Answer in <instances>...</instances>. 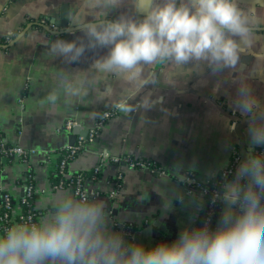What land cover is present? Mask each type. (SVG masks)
Wrapping results in <instances>:
<instances>
[{"label": "crops", "instance_id": "obj_1", "mask_svg": "<svg viewBox=\"0 0 264 264\" xmlns=\"http://www.w3.org/2000/svg\"><path fill=\"white\" fill-rule=\"evenodd\" d=\"M241 6L252 10L257 46H264V0H242ZM120 15L142 19L132 0H121L118 7L86 20H115ZM83 17L81 0H0V137L32 152L27 163L0 165V186L18 201L30 172L38 190V224L50 217L57 202L73 194L70 189L51 190L49 181L58 159L51 155L76 143L77 135L64 128L66 122L88 131L102 113L115 111L68 169L89 173L99 167L96 179H86L84 186L98 193L94 199L104 201L108 227L126 241L145 248L171 243L181 230L193 228L199 211L200 192L190 194L186 178L207 181L229 165L236 151L239 161L226 185L235 180L240 164L264 147L250 143L257 113L246 114L239 107L243 81L264 112V74L252 71L254 56L242 54L236 69L215 72L207 62L175 69L171 64L148 66L144 75L149 83L132 88L121 77L93 67L108 49H86L71 64L50 54L54 41L81 35L77 26ZM66 89L80 97L66 95ZM53 93L55 102L48 99ZM144 96L153 103L144 106ZM126 156L152 161L164 173L132 169L122 160ZM119 174L118 194L109 197ZM225 208L222 195L220 219ZM127 223L138 226L130 237L123 231Z\"/></svg>", "mask_w": 264, "mask_h": 264}, {"label": "clouds", "instance_id": "obj_2", "mask_svg": "<svg viewBox=\"0 0 264 264\" xmlns=\"http://www.w3.org/2000/svg\"><path fill=\"white\" fill-rule=\"evenodd\" d=\"M120 4L81 0V35L54 41L50 54L71 64L86 49H108L93 67L121 77L132 88L149 83L144 75L148 66L171 64L175 69L207 62L215 72L236 69L242 54L254 56L252 71L264 74V46H257L253 12L241 6L242 0H132L142 19L86 20ZM65 92L80 97L71 89ZM240 97L242 112L257 113L250 143L264 145V112L243 81ZM48 99L57 97L53 93ZM141 103L153 102L144 96ZM222 195L226 208L215 229L184 228L171 243L145 248L108 227L103 200L69 193L39 224H16L0 236V264H264V153L244 160Z\"/></svg>", "mask_w": 264, "mask_h": 264}, {"label": "built area", "instance_id": "obj_3", "mask_svg": "<svg viewBox=\"0 0 264 264\" xmlns=\"http://www.w3.org/2000/svg\"><path fill=\"white\" fill-rule=\"evenodd\" d=\"M115 114V111L111 112H104L102 113L97 120L95 121L94 125L87 131V134L85 137L83 136H77L76 143L70 147H65L67 150V159L75 157L87 144H91L94 142L95 138L98 136L99 131L104 126L106 121L113 117ZM74 126V123L72 121H67L64 128L67 131H71ZM31 151H27L26 149L17 146V145H10L6 143L1 137H0V159H10L11 161H18L21 163H27L29 156L31 155ZM254 155L264 153V147L257 148L253 151ZM58 159L56 161H53V169L51 172L52 174H61L66 179H70L68 185L65 188H61V185L63 184V181L59 183V185L51 186V190L56 189H70L73 192V195H75L77 198L81 197H87L88 199H94L98 196V193L90 192L88 191L85 186V178L81 175L73 176V173H71L68 169V161L65 159H60V153H56L54 156ZM107 158V157H104ZM108 159V158H107ZM113 162H118L119 159H110ZM122 160L128 165V167L132 169H143L147 168L152 171H157L158 173H164V171L158 167L154 162L152 161H146V160H138L133 159L131 157H124ZM239 161V156L236 151L232 152L230 163L227 167L223 168L222 170H219L217 173H221L222 179H227L231 174H234V170L236 167V164ZM99 172V167L95 168L93 171L92 180L96 179V175ZM216 173V174H217ZM215 174V175H216ZM30 181L29 183H25V193L21 199L18 201H15L8 193H6L2 187L0 186V234L3 235L5 231L16 224H33L38 222L34 219V214L30 213V211L23 212L21 209L22 205H27L29 198L33 194H37L38 190L36 189V186L34 183L31 182L33 180L32 174L28 172L26 176V181ZM121 175L119 174L116 178V181H114L115 189L110 193L109 197H114L116 194H118V188L120 186ZM187 184L194 183L195 179L191 177L186 178ZM189 188V187H188ZM188 192L190 194L194 193V190L188 189ZM200 198L202 199L203 195L205 194V191L199 190ZM219 198L218 192L214 191L213 193V199L212 203L215 202L216 199ZM199 210V208H198ZM210 215V213H209ZM211 222L210 217L207 218L205 226H208V224ZM217 224V223H216ZM216 224L213 229L216 228ZM133 227H135V230L133 231ZM138 229V226L136 224L127 223L123 226V231L125 232L126 236L130 237L136 230Z\"/></svg>", "mask_w": 264, "mask_h": 264}, {"label": "trees", "instance_id": "obj_4", "mask_svg": "<svg viewBox=\"0 0 264 264\" xmlns=\"http://www.w3.org/2000/svg\"><path fill=\"white\" fill-rule=\"evenodd\" d=\"M58 153H60V159H65L67 156L66 155L67 150L65 148L58 150ZM75 157L70 158V159L66 158V161H68V164L71 161H73L75 159ZM0 158H1V154H0ZM1 161H2V159H0V165H1ZM8 161L11 162L10 159H7V162ZM76 175H81L85 179L92 180L91 178L93 176V171H91L89 173H82V172L73 173V176H76ZM233 175L234 174H231L227 179H222L221 173H217L216 175L209 178L207 181H201V182H198L195 179V177L192 175V178L195 179V182L189 183L188 187L194 191L195 190L205 191V194L203 195L202 199L198 203L199 204V211H198V215L196 216V219L193 223V228L205 226L206 220L209 217H210L211 222L208 224V227L211 229L214 228L215 224L220 220L219 214H220L221 198H222L224 185L230 178L233 177ZM49 181H50L51 186L59 185V183L63 181L61 188H65L68 185L70 179H66L61 174L58 173V174H52L49 178ZM29 182L30 181L27 180L25 183H29ZM31 182L34 183L33 180H31ZM214 191L218 192L219 198L216 199L215 202L211 204ZM36 197H37V194H33L29 198L28 204L22 205L21 209L23 210V212L24 211L25 212L30 211V213H33L34 219L38 222V217L41 215V213L34 208V202H35ZM262 203H264V201H262ZM209 213H210V215H209ZM132 230L134 231L135 227H133Z\"/></svg>", "mask_w": 264, "mask_h": 264}, {"label": "water", "instance_id": "obj_5", "mask_svg": "<svg viewBox=\"0 0 264 264\" xmlns=\"http://www.w3.org/2000/svg\"><path fill=\"white\" fill-rule=\"evenodd\" d=\"M72 132H73L75 135H77V136H83V137H85L86 134H87V131H82V130H81V128H80V126H79L78 123L75 124V125L73 126V128H72ZM239 146H240V150H241L242 154H245V147H244V144H243V142H242L241 140H240V144H239ZM6 162H7V160H6V159H3V160L1 161V164H5Z\"/></svg>", "mask_w": 264, "mask_h": 264}]
</instances>
